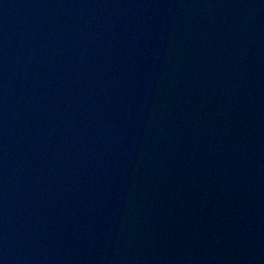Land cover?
Segmentation results:
<instances>
[{
	"label": "water",
	"instance_id": "95a60500",
	"mask_svg": "<svg viewBox=\"0 0 264 264\" xmlns=\"http://www.w3.org/2000/svg\"><path fill=\"white\" fill-rule=\"evenodd\" d=\"M0 264H264V0H0Z\"/></svg>",
	"mask_w": 264,
	"mask_h": 264
}]
</instances>
